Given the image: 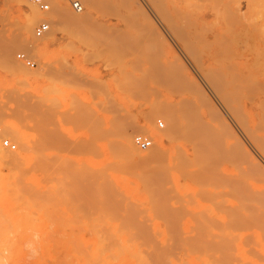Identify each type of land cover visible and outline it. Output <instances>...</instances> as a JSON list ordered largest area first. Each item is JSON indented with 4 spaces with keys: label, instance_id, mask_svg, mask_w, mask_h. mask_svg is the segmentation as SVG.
<instances>
[{
    "label": "rangeland",
    "instance_id": "rangeland-1",
    "mask_svg": "<svg viewBox=\"0 0 264 264\" xmlns=\"http://www.w3.org/2000/svg\"><path fill=\"white\" fill-rule=\"evenodd\" d=\"M74 1H79L82 4V11L78 12L74 9L72 5ZM139 1L143 6H145V11L150 17V20L152 21L147 20V18L144 19L143 17H145L146 15L142 16L141 13L143 12L136 13L137 9L136 5L133 3V0H130L129 2L133 6L130 7V9H127L129 8V6H131L129 5L128 0H125V3L128 7L125 4H122L124 3L123 0H96L95 3H97V5L94 4L90 8L91 12L94 15V20L92 24L89 25L91 27H68V29H66L65 31L58 32L56 40L52 42L46 49V52L43 54L42 59L33 58L31 55H29L22 49L17 50L15 53V58L18 62H20L17 57V54L19 52L26 53L27 56H29L36 62L35 67H29L25 63L20 62L26 69L35 71L38 70L40 66H43L47 69V77L41 80L25 83L17 79L15 75L12 74L7 67H5V64L2 63L3 61L0 58V117L13 123L15 127L18 128L19 132L21 133V136L25 140L29 142L32 141L31 144H34L33 141L35 143H38V137L43 138V136H45L44 139L48 138L50 144H48V140L46 144H48L52 148H50L49 151L47 150L46 153L51 155V158L56 156L57 158L62 156L69 158L66 164L68 167H65L69 168L67 170H57V165L55 162L56 158H53V164L49 173V175L51 174L50 181L48 179V176V181L46 183V185L50 183L46 186V191L49 190L48 196L49 198L51 197V199H49V202L46 201L47 204L44 201L40 202L42 204H45V206L43 205L44 207H40L38 203L36 205L37 207L30 206L31 210H29V205L26 204L27 202L24 203L22 201L28 208L26 206H19V208L21 207L23 211H15V208H17V204L19 205V201H11L12 203H9L7 201L5 203V211L9 213L2 214L5 216H9V214H11L9 221H11L12 219V222L14 224V227L10 225L9 228H15L13 232L17 234L19 229H22L21 227L26 229V227L28 226V228L30 229L29 231H31L30 234L29 232H26L28 230L25 231L24 229L22 231L26 232L25 235L28 233L27 236H31L29 238L34 237L36 240L34 238H32L33 240H31L28 239L27 236H23L22 239H25L26 237L27 238L22 241H17L18 238L16 239L15 235L12 236L13 233H10L9 238L10 236L15 237L13 239L15 240V242L17 241L19 243H15L11 237V239H9L10 242L8 241L7 243L11 244V242L13 241L12 244L14 243V246L8 245L6 247L4 246V244L6 243H1L0 241V244H3L4 246V252H6L2 253V247L0 246V257L2 256L3 260L7 261V258L11 256L10 259L12 258L14 264H23L27 261L28 264H72V262L74 264H158L159 259L161 260V258L163 257V247L167 249V245L168 243H170V245H172V248L178 245L177 248L179 249L174 250V248L172 249L170 248L171 246H169L168 248H170V251H164L167 252L165 253L166 256H169V253H172L174 251V256H177L179 254L180 256L178 255L177 257H180L181 259H176L173 254L172 256L170 254V262L164 254V260L162 258L164 263L188 264V262H190L189 264H194L192 262V259H195L197 257L203 259L207 251H205L204 249H207L210 245L212 247L215 244L214 242H220L222 240L221 238L216 237L211 240H207L206 238V230L209 226H212L211 221H214L216 223L219 222L217 221L219 220L217 214L219 213L218 211H220L221 209L219 208V210L218 207H215L212 204L215 203V199H217L216 195L209 193L208 195L214 196L212 202L209 201L211 197L209 199L207 198L208 200L203 201L201 200L200 195H203V198L207 195H198L196 192L191 191L188 192L184 189L185 184H174L173 182H171L172 180H167L166 175L164 176L162 173L163 171L161 169V166L158 169H154V171L151 168L152 171L147 170L148 173L151 172V174L146 175L149 178L153 176L156 178L152 180L154 186H159L161 184L160 182L162 181L166 183V189H169L168 191H170V189L172 191L171 186H174L173 188L176 190L177 193L174 190L173 192L170 191L172 194L168 191L167 192L171 197L175 196L178 197V199L172 198L171 200L173 201H171V203H177L179 198H184V200H182L184 201V208L186 207L183 210L185 213L182 211L183 207H181L182 204L180 202L177 203L179 206H176L175 209L181 207L179 211L181 210L183 215L181 214L180 216L185 217L183 218V220L181 218V221L179 222V226L181 227V230L179 231L183 230V233H177L178 235L181 234L180 237L183 236L185 240L182 239V237L180 239L178 235V237H175L173 228L176 227V224H174L176 222L174 221H176L177 217L166 215L167 218L170 217V219L168 218L167 223V220L164 221V219L166 218L162 217L163 219H160L158 217L162 214H159L157 216L159 218L158 219L157 217H155L156 215L154 214V211L149 210L151 200L144 199L142 197L143 194L140 193L141 191L137 189V185L140 183L142 185V189H144L145 187V185L142 183L144 176L142 175V172L145 168L141 166L138 160H134V163H130L129 159L126 158L127 156L122 154L123 152L121 149L122 146L120 145V142L123 140L122 134L125 131L132 129L135 125L140 124V126H142L147 123V114H150L151 111L154 112V110L156 111L160 109L163 112H169L170 110L171 112L172 110H174V112L179 111L180 113L178 112V115L188 125H191L196 118H204L203 116L209 117L207 111L204 112V109H202L201 107L198 108V95L196 91H193L194 94L191 92L192 90H194L192 89L193 87L188 86L186 82L184 85H182V83H184L183 79L177 78V76L179 75L174 72L175 69L173 65L171 66V64L169 63V66L168 62L175 61L171 48L164 42L163 39V41L160 40V37H157L151 31L149 25V23L151 22V24H153L154 22L153 26L155 25V22L156 24L158 23L159 26L155 25L158 27L156 28L167 36V40L169 39L168 41L171 43L173 49H175L179 53V55L182 56L184 62L188 65L189 69L197 78L198 82L205 88L209 96H211L213 102L219 106L225 116H227V118L233 123V125L238 128L237 125H235V122H233V119L226 110L225 106L222 105V102L220 101V99H218V96L215 94V92L211 89L210 85L206 82L205 78L202 76L201 71H199L200 69H198L199 65H195L196 62L195 60H193V56L190 55L188 51H185V42L183 41H185V39L187 38L188 40L193 39V42L191 44L194 43L193 45H195V43H197L196 46H192L196 49V51L199 49L198 54L200 60L204 61L205 64H208L209 62H213V58H215L219 50H221L220 46H223V44L226 42L228 43L230 39L232 40L234 36L232 37L231 35L233 31L237 28V30L234 31L235 34L236 32L239 33L240 31L241 33L240 36L238 35L239 37L236 34L237 38H234L237 42H239L237 40L238 38L241 39V41L239 42L241 46L236 43L237 47L236 44H232V47L234 49H237L236 51L239 53L238 55H242L239 56L241 63H246L250 66L251 69H253V67L256 68L257 66L253 63L255 61V58H257L256 56H258V59L256 60H258L259 64L257 62V65H263V63L261 62H264V0H222L223 2L220 0L221 3L219 0H217L216 2L214 0H196V2L195 0H189V5L194 4L193 6H189L188 4L186 5L183 0H178L179 6L187 7V11L192 14V20L191 24L187 23V26L190 30L187 28V26H184L183 28H177L178 31L174 28V35V32L173 30H171V27L167 23H164L162 18L154 14L155 11L151 9L152 6L149 5V3L151 2H147V0ZM66 3L68 4L69 9L76 14H84L88 11V7L86 6V4H84L80 0H66ZM199 5H202L201 8H199ZM125 6L126 8L124 9ZM192 7H194L195 9ZM196 7L201 11L198 9L196 10ZM229 7L232 9H238V18H236V16L232 13V17H234L231 20L232 22L230 21V15L227 16L228 14L225 13L226 9H230ZM1 8L3 9V14L6 16H4L2 21H0V47L2 48L3 42L10 43L9 39H19V29L21 23L18 12L15 10V8L5 6ZM131 8L133 12L136 13L135 15L132 14L133 12ZM194 10L195 14L193 15ZM52 11L53 6L51 3L50 10L48 11V13ZM223 11H225V14H222ZM114 13L117 15H115ZM122 14L123 16L125 15L123 18ZM126 15H129L128 20H132L129 22L128 20H125L127 19ZM133 15L138 19H136ZM152 16L155 19H153ZM173 16L174 19H176L177 21L180 19V15L175 14ZM227 17L229 18L227 19ZM235 18L237 22L235 21ZM137 20L140 22H136ZM238 20H240V24L238 23ZM40 22L35 24L34 29ZM133 22L134 24H137L134 25ZM231 23H234V25L237 23V25L235 26L236 28H234V26L231 27L230 25H227ZM147 25H149V27H147ZM185 28L187 30H185ZM169 29L173 33H171ZM51 30L52 28L50 26V33ZM176 31L179 33H177ZM147 34L149 38L147 37ZM47 35L49 36V34ZM175 35L177 37H173ZM151 36L152 38H150ZM153 37L155 38L154 40ZM248 37L250 38V40H248ZM35 38L37 40H41L40 38ZM200 40L203 43H201V45ZM147 41L149 43L151 42L150 45ZM236 41L234 40V42L231 43H235ZM153 42L155 43V47H153L154 49H150V47H152L154 44ZM246 42H248V44ZM245 43L247 45H245ZM211 44H213V46ZM225 46H228L227 48L231 47L228 44ZM224 47L222 48L224 49ZM153 50H156L158 54H160L159 51H161L162 55L164 54V56L156 55V52H154V54ZM258 50L260 52H257ZM262 50L263 53H261ZM150 51L152 52V54ZM160 56L162 57L158 58ZM149 57L152 58L149 59ZM154 59H158L157 62ZM234 59L236 60V58ZM153 61H155L154 63L157 64L156 66ZM172 64H174L175 66L176 61ZM159 65L163 67L162 69L160 67L161 70L159 69ZM170 67L174 69L173 72L175 74L172 72V69L171 72L169 71ZM259 68L253 69V71L256 70L257 75L260 74L261 78H264V75L262 74L264 73V67L262 66L260 69ZM258 69L261 71H259ZM176 79L180 80L176 81ZM186 85L188 88H186ZM189 88L190 91L188 90ZM195 93L197 96L195 95ZM193 103H196L198 106L194 105ZM183 109L185 111H183ZM159 116L155 119V121H152V123L154 124L157 130L165 131L167 129L166 119L163 116L162 118L161 116ZM159 120L163 121L164 127L159 126ZM240 133L242 136L244 135L241 131ZM140 134L141 132H134L133 141L135 136ZM141 135L149 137V135L144 133ZM1 138L2 139H0V142L2 146L4 145L5 139H9L11 142L15 143V141L8 136H2ZM244 139L246 140L253 153L258 156V158L264 163V158L260 155V153L256 152L257 150L253 147V145L249 142L246 137ZM44 142H46V140H44ZM48 145L46 147H49ZM191 147L192 143L187 138H182V140L177 139L175 141H166L163 146V151L165 152V154H168L165 156V159L167 158V156L168 158L166 161L163 160V166H168L174 160V156L178 154L179 148L182 149H180L182 152L186 150L188 152H191ZM3 148L5 149L6 147L3 146ZM135 148L138 149V151H142L137 146ZM6 149L10 150V152L12 151V149ZM19 150L20 149L18 148L17 144L16 149H13V151ZM86 151L91 154H88ZM58 153L60 154L59 156ZM94 154L96 156H94ZM90 157L95 158V161L97 163H101L102 165H104L103 167H101L102 170H116L120 173V176L117 177V181L119 182L120 186L125 188V190L131 195V198H129L130 200H128V202H131V210L133 211L126 212L124 209L123 211L121 208L115 205L114 207L117 206L118 210H116V214H114L113 210H115L116 208L111 207V205H108L107 208L110 209V217L108 215L109 213L106 214L107 205L101 206V203L99 204L92 197L91 192L89 191V187H86L85 184L87 185V183L90 182L88 181L89 174H94L95 172H97L96 170L100 168H92L93 165L89 160ZM23 163L24 164H22L21 162L22 165L20 164L21 168L19 167V170L23 167H27L28 169L30 168L29 163L27 161ZM4 164L5 163L0 162V183L4 181L9 183H12L14 181L17 182V177L20 176L19 173H21L22 171H15L14 167H12L14 170L13 171L11 168L13 174L15 172V175H13L10 172L11 170L7 171L11 166H9L8 164L4 166ZM156 166L157 165H154L153 167ZM15 169L18 168L15 167ZM28 169H25L26 172ZM75 169H81L82 172H84V170H87V174L89 172L90 173L88 175L85 173L86 176H84L82 179V177L80 176L85 174H80V176L78 174V176H76L77 174L72 172ZM155 170H157L158 172ZM62 172L65 175L64 182L65 187L67 188V192H64L66 188H64L63 185L64 191L62 190V192L60 191L61 193H58L56 191L58 189H61V185L57 183L59 182L58 179H60V177L64 178V175H61ZM2 174H4L5 176H2ZM10 174L14 176L12 180L10 178ZM24 176L25 179L23 180L19 177L20 182L18 181L17 184L24 183V185L27 186V184L25 183L28 182L27 179L29 177L28 174L27 177L26 175ZM22 178L24 177L22 176ZM78 179H80V181ZM63 180L60 179L61 182ZM241 180L245 181V184L244 182H241L243 183L241 184V264H264V204H260V202L258 203L259 200L257 201V199H252V197L255 196L254 194H252V191H255L256 193L262 192L258 195L256 194V196H259L260 194L264 196V188L261 184L254 183L250 179L249 180L251 182H247V178H242ZM246 182L248 186L246 185ZM248 187L251 189V191ZM250 193L252 194V197L249 196ZM188 195L189 197H187ZM61 196L62 198H60ZM248 197H250V199L252 200H250ZM190 199H193L195 203L191 205V202H193V200L191 201ZM59 200H61V203ZM182 200L180 199V201ZM251 201H255V203H251ZM188 202H190V204H188ZM23 207L27 208V212L28 210L30 211L28 212L30 218L35 215V217L33 218H36V220H38L34 222L35 224L32 222L33 218L30 220L28 215L21 214L22 212H24L23 214L27 213H25ZM104 207L106 210L104 209ZM42 208L43 211L40 212L39 210H42ZM44 208H46L48 212H46ZM173 208L174 207H172L171 210H173ZM216 208L218 210H216ZM18 211L20 212L19 214L15 213ZM117 211H119L121 214H119V212ZM33 212L37 213L38 216L36 214H33ZM45 212L48 215V219L46 217V214L44 217ZM111 212L113 213L112 215ZM173 212L175 213V215L181 213H176L175 210H173ZM117 213L119 215H117ZM3 215L1 218H4ZM107 215L109 217H107ZM115 215H117L119 218ZM163 215L165 216V214ZM22 217L24 220L28 218V222H25ZM109 218L117 221L121 225L122 221L125 222L124 220L130 222L129 224L126 222L128 225H133V228L130 227V230L128 229L129 231H122L124 230V227L123 229H121L123 233H127V237L128 234L130 235V243L127 242L128 248H122L119 244L122 249L118 247L119 251H117L116 254H112L114 255V258L111 255L112 251L110 249L109 250L111 252L108 251L107 247H105L106 250H103L104 253H102L103 251L100 247L102 244H105V246H107V244H111L109 245V247L112 246V243L114 244L113 241L108 243L109 241L105 240V236H102L103 233L106 234V232H108L106 231V228H103L102 224H105L106 221L109 220ZM178 218L177 219L180 220L179 216ZM8 219L9 217L7 219L4 218L1 220L8 221ZM170 220H173L172 223L174 222V227L172 228V225L170 228L172 229L171 231L174 235L173 239L176 238L177 240H181L179 241L180 243H182L180 245H183L181 246V248L179 244L176 243L178 241L175 242L172 239L171 242H168L169 238L171 239L172 237L168 236V239L165 240L164 234H162V232L168 233L167 226ZM207 220H209V222H207ZM17 221L19 222V224L17 223ZM22 221L23 223H21ZM199 221H202V223ZM126 223H124L123 225H125ZM197 223L198 226L200 225L199 227L197 226ZM216 223L212 224L215 225ZM8 224H10V222L5 225L9 226ZM98 224L102 225V227ZM5 225H2V227H5ZM201 225L203 226V228L205 227L206 229H201ZM29 226H32L33 228ZM92 226H94L96 232H93L94 230ZM134 226H137V228L140 227L141 230L140 228H138L139 232L143 234L147 235V232L150 233L149 236L147 235V238H151V236L154 235L155 237H152V241L156 242V244L155 242L153 243L155 244V247L153 244H151L152 249H149L150 247L147 243L150 242L151 239L147 241L145 239L144 241L139 239L141 236L136 238L135 234L137 233V231H135ZM179 226L177 225L176 228L180 229ZM196 226L197 228H200L202 230V234L199 231L200 229L198 230ZM215 226L217 227L219 226V224H216ZM2 227H0V230H4V228ZM104 227H107V230H109L110 228V231H113V229L116 228L109 227L106 224L104 225ZM194 228L196 229L195 231L193 230ZM6 229L7 227H5V234L8 233V230H10ZM12 229L10 230V232H12ZM99 230H103V233H99ZM151 232H153L152 235ZM158 232L160 233V236ZM20 233L21 232H19V234ZM3 235L4 234H2L1 236L0 234L1 237H3ZM20 235L17 236L19 237V239H21ZM36 236H38V238H36ZM40 237L44 238L41 239ZM143 237H145V235L141 238ZM183 240L185 243H188V245L183 244ZM173 242L175 243L174 245ZM142 243L146 246H142ZM45 244L48 246H44ZM201 244L205 246V248L202 249ZM197 245H200L198 249H201L199 250L198 254L196 253L197 251L195 252V249L198 250L196 248ZM8 247L11 248L9 249ZM192 247L194 248L192 249ZM5 248L13 252L10 253L7 250L5 251ZM159 250H161V252ZM180 250L182 254H180ZM202 250L205 252L204 255ZM147 252H153L152 257ZM159 252L161 253V258H159ZM200 252L202 253V255L199 254ZM7 253H9V255H7ZM13 253H15L17 257ZM67 253L70 256L67 255ZM71 255L73 256V258ZM85 255L88 258L85 257ZM24 258H27L26 261ZM162 260L160 261L161 264H163Z\"/></svg>",
    "mask_w": 264,
    "mask_h": 264
},
{
    "label": "bare ground",
    "instance_id": "bare-ground-1",
    "mask_svg": "<svg viewBox=\"0 0 264 264\" xmlns=\"http://www.w3.org/2000/svg\"><path fill=\"white\" fill-rule=\"evenodd\" d=\"M47 1L50 4L52 3V6H53V11L50 13L42 12L36 5L29 3L26 0H0V21H2L4 16H5L3 14V9L1 7L5 6V7L15 8V10L18 12V15L20 18V23H21V26L19 29V31H20L19 39H15V40L9 39L10 43L3 42L2 48L0 47V58L3 61L2 63L5 64V67H7L11 71L12 74H14L17 79H19L25 83H29L31 81L41 80V79L47 77L48 71L43 66H40V68L38 70H35V71H31V70L26 69L22 64L24 62L18 59L20 62H22V63H20L15 58V53L17 50L22 49L25 52H27L29 55H31L33 58L42 59V56L46 52V49L49 47V45L52 42H54L56 40V36H57L58 32H60V31L63 32L66 29H68V27H70V28L87 27L90 24H92V22L94 20V15L91 12L90 8L94 4L97 5V3H95L96 0H80L84 4H86V6L88 7L87 8L88 11L85 12L84 14H76V13L72 12L69 9L68 4L66 3V0H50V1L47 0ZM123 1H124V3H122V4H125L127 6V4L125 3V0H123ZM183 1L186 5L187 4L189 5V2H190L189 0H183ZM207 1H210V0H207ZM214 1L216 2L217 0H214ZM221 1H220V3H221ZM129 2H130V0H128V3ZM147 2H151V3H149V5H151L152 6L151 9H153L155 11L154 14H156L157 16L162 18L164 23H167L171 27V30H173V32H174V28H175V30H177V28H183L184 26L186 27L187 23L191 24L192 14L189 11H187V7H180L178 4V0H149V1L147 0ZM195 2H196V0H195ZM133 3L136 5V9L138 10V11L136 10V13L137 12H140V13L143 12V13H141L142 16L146 15L143 18L144 19L147 18V20H150V17L148 16V14L145 11V8H144L145 6H143L139 0H133ZM129 5H131V4L129 3ZM190 5L193 6L194 4H190ZM126 6L124 7V9L126 8ZM201 6L202 5H199V8H201ZM130 7H133V6L131 5L127 9H130ZM93 8H96V7H93ZM192 8H194V7H192ZM197 9L198 8L196 7V10ZM131 10H132V8H131ZM198 10H200V9H198ZM78 12H80V11H78ZM132 12H133V10H132ZM224 12L225 11H223L222 14L226 13V14H228L227 16L230 15V21L234 18V17H232V13L236 16V18H238V16H237L238 9L230 8L228 10L226 9V12L225 13ZM118 13H120V12H118ZM136 13L133 12L132 14L135 15ZM175 14L180 15V17H179L180 19L178 21L176 19H174L173 15H175ZM194 14H195V10H194L193 15ZM115 15H117V14H115ZM124 16L122 14V18ZM128 16H127V19H125V20H128ZM157 16H155V17H157ZM181 16H182V18H181ZM135 18H134V20H135ZM228 18L229 17H227V19ZM236 18H235V21L237 22ZM136 19H138V18H136ZM153 19H155V18L153 17ZM42 20L48 21L50 23L52 30H51V33H50V30H49V32L46 33V35L49 34V36L45 35L44 37L40 38L41 40H37L35 38L36 36L34 35V26H35V24H37L38 22H40ZM131 20H128V22ZM240 20H238L239 24H240ZM4 21H5V19H4ZM6 21H7V19H6ZM150 21H152V20H150ZM179 21H181V22H179ZM136 22H140V21L137 20ZM147 23H148V21H147ZM151 23H149L151 31L157 37H160V40L163 39L164 42L171 48L172 54L174 56L173 58L176 61L175 66H174V64H172L175 61L168 62V64L170 63L171 66L173 65V67L175 69L174 70L173 68L170 67L169 71L171 72V69H172V72H173V70H174V72H176V74L179 75L180 77L177 75H175V76H177V78L183 79L184 83H182V85H184L186 82L188 84V86L193 87L192 89H194V90H192L191 92L194 94L193 91H196L198 96L196 95V93H195V95L198 98L197 103L199 106L196 103L195 104L193 103V104L198 106V108L201 107L202 109H204L203 110L204 112L207 111L209 117H207V116H203L204 118L198 117L199 119L196 118L195 121L191 125L190 124L188 125L178 115L179 111H176L177 113L174 112V110H172V112H171V110L169 112L168 111L163 112L162 110H160L158 108L159 110H156V111L154 110V112L151 111L150 114L149 113L147 114L148 115V116H146L147 123H145L142 126H140V124L135 125L132 129L127 130L122 134L123 140L120 142V145L122 146V148H121L122 152H123L122 154L127 156L126 158L129 159L130 163H134V160H138L139 163L141 164V166L145 168L144 171L142 172V175H144L142 183L145 185V187H144V189H142V185L140 183L137 185V189H139L141 191L140 193L143 194L142 197L144 199L151 200L149 210L154 211V214L156 215V216L154 215L155 217H157L159 214H162V215H159L158 217L160 219H163L162 217L166 218V219H164V221L167 220L166 221L167 223H168V218L170 219V217L167 218L166 215L176 216L177 218L179 216L180 220H178L179 218L178 219L176 218V221H174L176 223L173 222L174 224H176V227H177V225L178 226L180 225L179 222L181 221V218H182V220H183V218H185V217L180 216L181 214L183 215V213L181 212V210L179 211V209H181V207H183L182 211L186 208V207L184 208V206H183L184 205V201H183L184 198H182V197L179 198L177 203L180 202L182 205L178 209H175V207L179 206V205L177 203H171V201H173L171 199L172 198L178 199V197H175V196L171 197L168 194V192L171 193V192H173V190L176 192V190L173 188L174 186H171L172 187V191L170 189L171 192L168 191L169 189H166L167 185L164 181H162L163 183L160 182L161 184L159 186H154L152 183V180H154L156 178L154 176L149 178L146 174H151V172L148 173L147 170L150 171L152 168L154 171V169H156V168L158 169L161 166V169L163 171V172L162 171L161 172L163 173L164 176L166 175L167 180H170V181L172 180L171 182H173L174 184L175 183L180 184V185L185 184L184 189L188 192L191 191V192H196L198 195L199 194L207 195L204 198H203V195L202 196L200 195L201 200H203V201H206L211 197L210 198L211 200L209 199V201L212 202L214 196L208 195L209 193L216 195L217 199H215V203H212V204H213V206L218 207V209L219 208L221 209V210L219 209L220 211H218L219 213L217 214L219 220L216 219L220 223L219 222L216 223L214 221H211L212 226H209L208 229L206 230V235H207L206 238H207V240H211V239H214L216 237V238H221L222 240L220 242H214L213 241L215 244L212 247H211V245L208 246L207 249L205 248V246H203L204 243H203V245L201 244L202 249L205 248L204 250L205 251L207 250L205 257L203 259L197 257L195 259H192V262L194 264H241V193H242L241 192V184H243L241 182H244V184H245V181H242L241 179L247 178L248 179L247 182H249L251 180L254 183L261 184L264 188V163L258 158V156H256L253 153V151L251 150V148L247 144L246 140L244 139L246 137L249 140V142L253 145V147L257 150L256 152H259L260 155L264 158V78H261L260 74L257 75L256 70L253 71V69H256L259 67L261 68L262 66L264 67V62H261V63H263V65L261 64L262 66L257 65L258 60H256V59H258V56H256L257 58H255V61L253 59V61H254L253 64H255L257 67L256 68L253 67V69H251L250 66L247 65L246 63H241L239 56H242V55H238L239 53L236 51L237 49H234L232 47V44L235 45L236 43H238V45L241 46V44H239L241 39H239V38L237 39L239 42H237L235 39V38H237L236 34H237V36L238 35L240 36V33H241V31L239 33L236 32V34L234 32L237 30V28L235 27L237 25V23L235 25H234V23L227 24V25H230L231 27L234 26V28H236V30H234V31L232 30L233 31L232 35L230 34L232 37L234 36L235 38L233 37L232 40L230 39L228 41V43L226 42L231 47L227 48L228 46H225L227 44L226 43L223 44V42H222L223 46L222 45L220 46L221 50H219L216 57L213 58V62H209L208 64H205L204 61L200 60L199 54H198L199 49L197 48L198 50L196 51V49L193 47V46H196L197 43H195V45H193L194 43L191 44L193 42L192 41L193 39L188 40V38L185 37L187 39H185V41H183V42H185V48L187 49V50L185 49V51H188L190 53V55L193 56V58H194L193 60H195V62L197 63L196 64L193 61L195 63V65H199V68H198V69H200L199 71H201L202 76L205 78L206 82L210 85L211 89L218 96V99H220V101L222 102V105L225 106L226 110L228 111L231 118L233 119V122H235V125H237L238 128H236L233 125V123L227 118V116H225V114L219 108V106L213 102V100L211 99V96H209V94L207 93L205 88L198 82L197 78L193 75V73L189 69L188 65L182 59V56L179 55V53L175 49H173L171 43L168 41L169 39L167 40V36L157 29L158 28L157 26H159L158 23L156 24V22H155V25H157V26H155V25L153 26L154 22H153V24H151ZM133 24H134V22H133ZM136 24H134V25H136ZM149 25H147V27H149ZM163 25H165V24H163ZM89 27H91V26H89ZM187 28H188V26H187ZM238 28H239V26H238ZM77 30H79V29H77ZM171 30H170V32H171ZM185 30H187V29L185 28ZM173 32H171V33H173ZM177 33H179V32H177ZM148 34H147V37L149 38ZM174 34H175V32L173 33V35ZM233 34H235V35H233ZM178 35H181V34H178ZM173 37H177V36L175 35ZM33 38H35V39H33ZM150 38H152V36ZM154 39L155 38L153 37V40ZM179 39H181V38H179ZM233 39L236 41L235 43H231V42H234ZM181 40H183V39H181ZM223 40H225V39H223ZM248 40H250V38ZM162 41H161V43H162ZM177 41H178V39H177ZM217 41H219V40H217ZM155 42H156V40H155ZM164 42H163V44H164ZM150 43H149V45H150ZM201 43H202V41L200 42V45H201ZM246 43L248 44V42H246ZM246 43H245V45H247ZM213 44H211V45L213 46ZM154 45H155V43L153 44L152 47H150V49L155 47ZM224 46L226 47V49ZM222 47H224V49ZM236 47H237V44H236ZM258 47H259V45H258ZM154 52H156V55H162L161 51H159L160 54H158L156 50L155 51L153 50V53ZM257 52H260V51L258 50ZM244 53H246V52H244ZM261 53H263V50L261 51ZM151 54H152V52H151ZM186 54H188V53H186ZM263 55H264V53H263ZM162 56H164V54ZM162 56H160L158 58H161ZM152 57H154V56H152ZM152 57H149V59ZM234 58H236V60ZM154 60H156V59H154ZM157 60H156V62H157ZM154 62L155 61H153V63ZM170 64H169V66H170ZM258 64H259V62H258ZM156 65L157 64H155V66ZM255 65H253V66H255ZM160 67L161 66L159 65V69H160ZM162 68L163 67H161V69ZM167 68H168V66H167ZM259 71H261V70H259ZM259 73H262V72H259ZM262 74L264 75V73H262ZM171 78H173V77H171ZM177 80H180V79H176V81ZM179 82H181V81H179ZM186 88H188L187 85H186ZM188 90L190 91V88ZM183 111H185V110L183 109ZM203 111H202V113H203ZM159 115L161 116V118L163 116L166 119L167 129L165 131L157 130L156 127L154 126V124L152 123V121H155V119ZM197 115H198V113H197ZM189 123H190V121H189ZM0 126H1L0 139H2L1 138L2 136L10 137L15 141V143L18 144V148L20 149L19 151H13V149H12V151L10 152V150L6 149L7 147L4 149L3 148L4 145L2 146L1 142H0V162L5 163L4 166H6L7 164L9 166H11L7 171L11 170L12 167H14L15 171H17V170L19 172L22 171L21 173H19V175H20L19 177L22 180L25 179L24 175H26V177H27V174H28V177H29L27 179L28 182L25 183V184H27V186L24 185V183H18L17 184L18 181L20 182L19 177H17L18 178L17 182L14 181L12 183H9V182L4 181V182L0 183V227H2V225H5V224L10 222V224H8L9 226L5 225V227H7L6 230H8V229L11 230L12 227L9 228L10 225H12L14 227L12 219H11V221H9L11 214H9V216L8 215L5 216L2 214V213H6V214L9 213V212L7 213V211H5V209H6L5 203L7 201L9 203L19 201V205L17 204V208H19V206H26L24 203L27 202L26 204L29 205V210H31L30 206L34 207L38 203H39L40 207H44L45 204L44 203L42 204L40 202L44 201L46 203V201L49 202V199H51V197L49 198V196H48L49 190L46 191V186L49 185L50 183L48 182L49 184H47V185H46V183L48 181L47 180L48 176H49L48 179L50 181V175L51 174L49 175V173L51 170V166L53 164L52 163L53 158L57 159V160L55 159V162L57 165L56 166L57 170L69 169V168H65V167H68L66 164H67L69 158L63 157V156L59 157V158H57V156L51 158V155L46 153V151L47 150L49 151V149L52 147H50L48 145V144H50L49 139L48 138L44 139L45 136H43V138L41 137L42 139L40 137H38V139H37V141L39 140L38 143H35L33 141L34 144H31L32 141L29 142V141L25 140L21 136V133L19 132L18 128L15 127V125L13 123H11L10 121H7V120L0 117ZM136 131H137V133L141 132V134H143V133L147 134L152 139V145H151L152 147L150 146L148 148L149 150L146 149L147 150L146 151V150L140 149L135 143V138L133 141V137H134L133 134ZM240 131L242 132V134H244L243 136L241 135ZM182 138H187L191 141V143H192L191 152H188L187 150L182 152L181 151L182 149L179 148V150H178L179 152L176 156H174L175 157L174 160L168 166H163V164H164L163 160L166 161L168 158V156H167V158L165 159V156L168 154H165V152L163 151L164 143L166 141H175L177 139L182 140ZM43 139L46 140V142H44ZM47 140H48V144H46ZM47 145L49 147H46ZM136 146L142 151H138V149L135 148ZM80 153H81V151H80ZM88 154H91V153H88ZM59 155L60 154L58 153V156ZM81 155H82V153H81ZM85 155H86V153H85ZM94 156H96V155L94 154ZM89 160L93 165V167H92L93 169H95V168H100V169H97L96 170L97 172H95L94 174H92L90 172H89L90 174L88 173L89 174L88 181H90V182H88V183L86 182L87 185L85 184V186L89 187V191L91 192L92 197L99 204L101 203V206L107 205L106 206L107 210L104 207V209L106 210V214L109 213L108 215L110 216V209L107 208L108 205H111V207H114L115 205H117L119 208H121L122 210L124 209L126 212L133 211V210H131L132 209V207L130 205L131 202L130 201L128 202V200H130L129 198H131V195L125 190V188L121 187L119 182L117 181V177L120 176V173L116 170H106L105 168H104L105 170H102L101 167H103L104 165H102L101 163H97L95 161V158H93V157H90ZM25 161H27L29 163L30 168L28 169L27 167L25 168L22 166L23 168L19 170V167L21 168V165L24 164L23 162H25ZM21 162H22V164H21ZM25 165H26V163H25ZM154 165H157L158 167L157 166L153 167ZM15 167L18 169H15ZM0 168H1V166H0ZM25 169H28L29 171L27 170V172H30V173H27ZM12 170H13V168H12ZM12 170L10 171L11 174H13ZM155 171H157V170H155ZM72 172L77 174L76 176H78V174H79V176H80V174H85V173L87 174V170H84V172H82L81 169L80 170L75 169ZM22 173H24V174H22ZM4 174H2V176H5ZM29 174H30V176H29ZM86 174L82 175L80 177H82V179H83V177L86 176ZM6 175H9V174H6ZM13 175H15V172ZM13 175L10 176L11 180L14 177ZM61 175H64V173L62 172ZM22 176L24 178H22ZM60 179L61 180L64 179V180L61 182ZM60 179H58L59 182H57V183H59L62 187L60 185H58L61 188V189H58L56 191L58 193H61L62 190L64 191L63 185H64V188H66L65 182H64L65 181V175H64V178L60 177ZM78 180L80 181V179H78ZM60 182L64 183V184H61ZM247 182H246V185H247ZM19 184H20V186H19ZM21 185H24V186H21ZM250 191H251V189H250ZM64 192H67V188L65 189ZM178 193H180V192H178ZM259 193H262V192H259ZM259 193L252 191V194H254L255 196L252 197L251 193L249 194V196H251L253 200H256V199H257V201L259 200L258 203L260 202V204H264V196L262 194H260L259 196H256V194L258 195ZM243 194H244V192H243ZM263 194H264V191H263ZM177 196H178V194H177ZM187 197H189V195ZM60 198H62V196ZM60 198H58V199H60ZM248 198L250 199V197H248ZM180 199L181 200L183 199V200L180 201ZM252 199H250V200H252ZM59 201L61 203V200H59ZM190 202H188V204H190ZM193 203H195L194 200H193V202H191V205ZM251 203H255V201H251ZM40 204H42V205H40ZM117 206L114 207V208H116L115 210H113L114 214H116V210H118ZM26 207H23L25 210V213L27 212V208H28V207L27 208ZM172 207H174L173 210H175L176 213H178V212H181V213H178L177 215H175L173 210H171ZM17 208H15V211H17V210L23 211V209L21 207L19 209H17ZM46 208H44V209L46 210V212H48L47 211L48 208L47 209ZM98 209H100V208H98ZM218 209L216 208V210H218ZM29 210H28V212H30ZM37 210H39V209H37ZM168 210H169V212H168ZM39 211L42 212L43 208H42V210L40 209ZM107 211H109V212H107ZM28 212L26 214H23L24 212H22L21 214L22 215H28L30 220L33 217H35V215H34L32 218H30V215L28 214ZM34 212H36V211H34ZM34 212H33V214L37 215V213H34ZM46 212L44 213V217H45V214H46V217L48 216ZM117 212H119V211H117ZM15 213L19 214L20 212L18 211ZM168 213H170V214H168ZM171 213H173V214H171ZM112 214L113 213L111 212V215ZM119 214H121V213L119 212ZM119 214L117 213V215H119ZM163 214H165V216ZM2 215L4 216L5 219H7L9 217L8 221L7 220L6 221L1 220V219H4V218H1ZM108 215H107V217H109ZM117 215H115V216H117ZM23 217H22V219H23ZM196 218H197V216H196ZM22 219H20V220H22ZM33 219H34V221H33ZM33 219H32L33 223L38 221V220H36V218H33ZM47 219H48V217H47ZM214 219H215V217H214ZM20 220H19V222H20ZM177 220H178V223H177ZM201 220H203V219H201ZM24 221L28 222V218H26V220H24ZM124 221L125 222L122 221V225L126 222L128 224L130 223L129 221H126V220H124ZM172 221L173 220H170L169 224L167 226L168 233L162 232V234H164L165 240L168 239V236L172 237L171 239L169 238L168 242L169 241L171 242L172 239L174 238L173 232L175 234V237H178V236L180 237L181 234L180 235H178V234L183 231V230L179 231V230H181L180 226H179L180 229H178L176 227L173 228L174 225H173ZM2 222H3V224H2ZM19 222L17 221L18 224H19ZM199 222L202 223V221H199ZM207 222H209V220H207ZM21 223H23V221ZM127 223L122 226L117 221L109 218V220H107L105 224L109 227H114V228L116 227L115 229H113V231H110V228H109V230H107V227H104L105 224H102L103 228H106V231H108V232H106V234H104L103 230L100 231L101 230L100 229L99 233H103L102 236L103 235L105 236L104 238H105V240L109 241L108 243H110L112 241L114 242V244L112 243L111 247H109V245H111V244H109V245L107 244V246H105V244H102L100 246L102 251L103 250L105 251L106 250L105 247H107L108 251H110V250L112 251V252L110 251L111 255H112V254H116V252L119 251L118 247L119 248H121V247L122 248H128L127 242H129V240H130V235L128 234V237H127V233H123L122 231H125V230L127 231L128 229L130 230V227L133 228V225L132 224L128 225ZM212 223H216L217 225L219 224V226L216 227L215 226L216 224L214 225ZM98 225H100V224H98ZM102 225H100V226L102 227ZM202 225L200 228L206 229L205 227L203 228L204 225L203 226ZM171 226L174 229L173 232L171 231L172 229H170ZM197 226H198V223H197ZM197 226H196V228H197ZM5 227H2V228H4V230H2V229H1L2 231L0 230L1 236H2V234H4L3 237L0 236V239H2L0 241H1V243H6L7 245L4 244V246H6V247L8 245L11 246L14 244V243L12 244L13 241L11 242V244L7 243L13 235H15L16 239L18 238L17 241H20V240L22 241L28 237L27 236L28 233L26 235H25V233L29 232V234H30V232H31V231H29L30 229L27 226L26 229L21 227L22 229L21 230L19 229L17 234H15V232H13V230L15 228L12 229V232H10V230H8V233L5 234L4 233ZM29 227H32V226H29ZM123 227H124V230L121 231V229H123ZM92 228L94 230V231L93 230L92 231L96 232V230L94 229V226H92ZM136 228H137V226L135 227V231H137V233L135 234L136 238L140 237V236L142 237L145 235V237H143L144 239L141 237L139 239L144 240V241H145V239H146V241L151 239L150 242L147 243L150 247V248L149 247H147V248H149L151 250L152 249L151 244H153L155 242V241L154 242L152 241V239H153L152 237L154 236V235H152L153 232H151V235H152L151 238L148 237L149 238L148 239L147 235L149 236L150 233L147 232V235L143 234V233L139 232L138 228H140V227H138L137 229ZM200 228H197V229L199 230ZM24 229H25V231L26 230H28V231H26V232L22 231ZM201 229L199 230L200 233L202 232ZM140 230H141V228H140ZM151 230H152V228H151ZM193 230L195 231L196 229L194 228ZM148 231H150V230H148ZM19 232H21L20 234H22V235H20ZM23 232H24V235H23ZM10 233H13V234L9 238ZM37 233H38V231H37ZM162 234H161V237H162ZM18 235H20L21 239H19V237H17ZM31 235H33V234H31ZM23 236H27V237L25 239H22ZM159 236H160V233H159ZM15 237H12V239ZM29 237H31V236H29ZM29 237H28V239H31V240H33L32 238H34V237H32V238H29ZM44 237H42V238H44ZM181 237H182V239H184L183 236H181ZM181 237H180V239H181ZM36 238H38V236H36ZM180 239L177 240L175 238V239H173V241L179 242V241H181ZM184 240H183V242H184ZM47 241H44V242H47ZM151 241H152V243H151ZM158 241H160V240H158ZM14 242H15V240H14ZM115 242H116V244H115ZM178 242H176V243L179 244V246L181 248V246H183V245H180L182 243H180V242L178 243ZM208 242H211V241H208ZM17 243H19V242H17ZM46 244L44 246L47 247L48 245H46ZM119 244L121 247L119 246ZM155 244H156V242H155ZM155 244H153L154 247H155ZM174 244L175 243L173 242V245ZM183 244L188 245V243H185V242ZM141 245L146 246L143 243ZM0 246L2 247V250H1L2 253H6V252H4L3 244L2 245L0 244ZM169 246H171L170 248H172V245H170V243H168L167 249H165V247H163L164 248L163 252L164 251L169 252L170 251V248H168ZM177 247H178V245L174 246L173 247L174 250L179 249ZM198 247H200V245L196 246L197 249H198ZM16 248H18V247H16ZM193 248L194 247H192V249ZM68 249H70V248H68ZM6 250L9 251L10 253L13 252V251L5 248V251ZM199 250H201V249L200 248L198 250L195 249V252L197 251L196 253L198 254ZM104 251L102 253H104ZM108 251H106V252H108ZM159 251L161 252V250H159ZM98 252H99V250H98ZM160 252L158 253L159 258H161L163 256L162 258L164 260V257L166 256L165 253H167V252H164V253L162 252V256H160L161 255ZM202 252L204 255L205 252L203 250H202ZM152 253L153 252L148 253V254H150L152 257ZM13 254L17 257V255L15 253H13ZM164 254H165V256H164ZM170 254H171V256H172V254L174 256L175 252L173 251L172 253H169V256H166L168 258V260L171 257ZM180 254H182L181 250H180ZM199 254L202 255L201 252ZM7 255H9V253H7ZM10 255H12V254H10ZM67 255H69V254L67 253ZM150 255H148V256H150ZM185 255H187V254H185ZM69 256H67V257H69ZM119 256H121V255H119ZM177 256H174V257L176 259H179L180 257L178 258ZM6 257H8V256H6ZM10 257H8L9 259L7 258V261H6V260H3L2 256H1L0 257V264H14V261L12 260V258L10 259ZM85 257H87V256L85 255ZM112 257L114 258V255H112ZM72 258H73V256H72ZM162 258H161V260H162ZM167 258H165V259H167ZM26 259H25V261H26ZM74 260H75V258H74ZM161 260L159 259L158 264H161V262H160ZM163 260H162V263L167 264V263H164ZM97 261H99V260H97ZM27 262H24L23 264H28ZM92 263H94V262H92ZM189 263L190 262H188V264ZM72 264H74V263L72 262Z\"/></svg>",
    "mask_w": 264,
    "mask_h": 264
},
{
    "label": "built area",
    "instance_id": "built-area-1",
    "mask_svg": "<svg viewBox=\"0 0 264 264\" xmlns=\"http://www.w3.org/2000/svg\"><path fill=\"white\" fill-rule=\"evenodd\" d=\"M26 1L36 5L42 12H48L50 10V3L47 0H26ZM73 7L77 11L83 10V6L79 1H74ZM49 30H50V23L48 21H43L35 27L34 34L37 38H42L46 35L47 32H49ZM17 57L19 60L23 61L29 67L36 66V62L32 58L27 56V54L24 52H19L17 54ZM158 123L160 127L164 126L162 120H159ZM135 143L140 149L146 150L152 145V140L148 136L140 134L135 136ZM4 146L10 149H16V144L11 142L9 139H5Z\"/></svg>",
    "mask_w": 264,
    "mask_h": 264
}]
</instances>
